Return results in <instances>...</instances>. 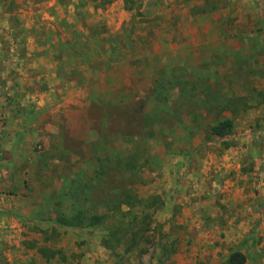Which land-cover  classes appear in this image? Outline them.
Masks as SVG:
<instances>
[{
    "label": "rangeland",
    "instance_id": "1",
    "mask_svg": "<svg viewBox=\"0 0 264 264\" xmlns=\"http://www.w3.org/2000/svg\"><path fill=\"white\" fill-rule=\"evenodd\" d=\"M235 252L264 264V0H0V264Z\"/></svg>",
    "mask_w": 264,
    "mask_h": 264
},
{
    "label": "trees",
    "instance_id": "2",
    "mask_svg": "<svg viewBox=\"0 0 264 264\" xmlns=\"http://www.w3.org/2000/svg\"><path fill=\"white\" fill-rule=\"evenodd\" d=\"M232 131V124L230 121H224L212 128L211 134L218 138H222L230 134ZM103 216L91 215L85 216L81 211H78L72 216L59 215L56 222L64 227L80 228V227H94L102 223ZM47 252V254H46ZM39 253L46 259L53 258L57 252H48L46 249H39ZM245 256L240 252H235L229 256L227 264H244Z\"/></svg>",
    "mask_w": 264,
    "mask_h": 264
},
{
    "label": "crops",
    "instance_id": "3",
    "mask_svg": "<svg viewBox=\"0 0 264 264\" xmlns=\"http://www.w3.org/2000/svg\"><path fill=\"white\" fill-rule=\"evenodd\" d=\"M53 55V54H52Z\"/></svg>",
    "mask_w": 264,
    "mask_h": 264
}]
</instances>
